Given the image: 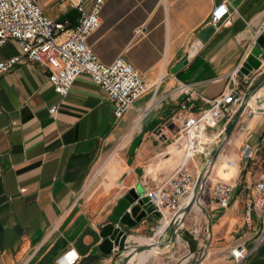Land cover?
<instances>
[{
	"label": "crops",
	"instance_id": "0c3cea01",
	"mask_svg": "<svg viewBox=\"0 0 264 264\" xmlns=\"http://www.w3.org/2000/svg\"><path fill=\"white\" fill-rule=\"evenodd\" d=\"M221 1L104 0L100 26L88 44L103 63L123 57L148 86L120 118L105 91L85 74L60 97L47 70L26 57L0 73V264H65L67 255H76L75 264H118L120 253L93 250L120 197L132 188L141 195L157 189L179 167L180 124H170L185 97L179 87L194 90L189 114L197 116L209 99L232 86L233 70L240 69L264 28V0H226L225 21L203 40L212 26L211 10ZM37 2L45 16L66 27L77 22L78 0ZM19 54L18 44L7 41L0 62ZM184 57L186 63L172 72ZM263 68L264 58L258 71ZM258 71L245 76L238 70L235 80L243 91ZM259 91L207 172L175 241L142 252L130 264H237L230 248L254 245L261 214L252 210L248 227L244 211L264 173V86ZM53 105L57 111L51 115ZM245 143L255 148L248 160L240 154ZM207 158L189 161L194 174ZM216 181L231 185L225 208L212 201ZM170 218H144L126 228V252L159 239ZM238 264H264V240Z\"/></svg>",
	"mask_w": 264,
	"mask_h": 264
},
{
	"label": "built area",
	"instance_id": "2783aa9c",
	"mask_svg": "<svg viewBox=\"0 0 264 264\" xmlns=\"http://www.w3.org/2000/svg\"><path fill=\"white\" fill-rule=\"evenodd\" d=\"M84 1L78 0L76 4L79 17L75 25L66 27L63 22L45 16L37 0H0V47L12 40L20 50L19 55L0 62V73L10 70L21 57H26L47 70L48 81L60 97H65L77 77L85 74L105 91L113 104L114 116L120 118L148 90V86L139 71L123 57H116L109 64L99 60L87 39L100 26L104 0H90L88 7H84ZM228 14L227 1L222 0L211 10L210 24L217 27L225 21ZM238 70L236 67L231 74L232 86L222 96L209 99V107L197 116L189 114L193 107L194 90L189 84L179 87L178 91L185 97L179 103L176 115L171 117L170 124H180L178 146L183 149V158L168 181L144 194L149 198L152 208L161 213L160 221H164L167 216L172 217L193 189L197 174L189 167V160L197 155H209L220 138L221 123L228 121L241 103L244 91L235 80ZM246 81L250 82L251 78ZM56 111V105L49 108L51 115ZM211 129L216 131L210 132ZM254 151V146L245 143L240 154L243 159L248 160L252 158ZM227 165L232 163L229 161ZM253 188L251 201L244 211V220L249 227L251 211L255 210L261 214L263 225L252 247L239 243L230 248L229 254L237 264L253 253L264 240V173L254 182ZM231 195L232 189L228 182H215L212 201L216 205L223 208L229 206ZM192 233L196 234L197 230ZM125 252L126 249L119 254L120 258ZM75 261L76 255H67L64 263L75 264Z\"/></svg>",
	"mask_w": 264,
	"mask_h": 264
},
{
	"label": "water",
	"instance_id": "95a60500",
	"mask_svg": "<svg viewBox=\"0 0 264 264\" xmlns=\"http://www.w3.org/2000/svg\"><path fill=\"white\" fill-rule=\"evenodd\" d=\"M214 31L213 26L206 27L201 38L204 40ZM262 58H264V28L254 39V45L250 48L249 52L245 56L240 72L248 76L252 70L258 71L262 65ZM186 63V58H182L176 65L172 72H175L182 65ZM264 86V68L258 71L251 79L250 83L244 91V95L241 103L239 104L235 113L230 117L222 128L220 138L217 143L210 150L208 158L201 170L196 176L192 197L190 201L180 208L176 213L172 215L169 223L165 226L161 232L160 238L149 241L146 244H140L133 247L131 250L125 252V255L120 258L118 264H128L129 259L136 253L144 252L152 249L153 247H163L171 244L178 236V228L183 223L185 217L190 213L192 207L195 205L200 189L203 186L204 178L207 172L213 167L217 160V157L223 148L226 141L229 139L231 133L238 124L240 118L245 112L247 105L251 98ZM149 198L145 195H141L139 189L132 188L122 197H120L115 205L112 214L109 216V222L101 227L100 235L102 237L101 243L94 248L93 253L99 250L104 255H109L113 252L115 247L116 254L123 252L126 248L125 245L128 242L130 233L126 228H133L142 219L146 218L148 221L155 220L159 222L162 215L159 211L154 210L148 202ZM182 215L179 217V214ZM166 239L163 240V237Z\"/></svg>",
	"mask_w": 264,
	"mask_h": 264
},
{
	"label": "bare ground",
	"instance_id": "6f19581e",
	"mask_svg": "<svg viewBox=\"0 0 264 264\" xmlns=\"http://www.w3.org/2000/svg\"><path fill=\"white\" fill-rule=\"evenodd\" d=\"M260 93V91H258L256 94H255V96L256 95H258ZM254 96V97H255ZM252 100H254V98H251V100L249 101V103H251V101ZM192 159H194V157L192 158ZM191 160V159H190ZM189 160V161H190ZM216 163H217V161L214 163V165H213V168L215 167V165H216ZM192 191L185 197V199H184V201H183V205H182V207L181 208H183L189 201H190V199H191V197H192ZM196 209H197V207H196ZM182 215V213H180L179 214V217ZM162 229H164V228H162ZM149 242V241H148ZM139 255H142V252H140V253H136L135 255H133L130 259H129V261H128V264H130L131 263V261H132V259H134L135 257H138ZM143 256V255H142ZM148 257V256H147ZM144 263V262H143ZM133 264H136V260H133Z\"/></svg>",
	"mask_w": 264,
	"mask_h": 264
},
{
	"label": "rangeland",
	"instance_id": "374dc122",
	"mask_svg": "<svg viewBox=\"0 0 264 264\" xmlns=\"http://www.w3.org/2000/svg\"><path fill=\"white\" fill-rule=\"evenodd\" d=\"M196 179V178H195ZM192 215H194V214H192ZM192 218V217H191ZM189 221H192V219H190Z\"/></svg>",
	"mask_w": 264,
	"mask_h": 264
}]
</instances>
